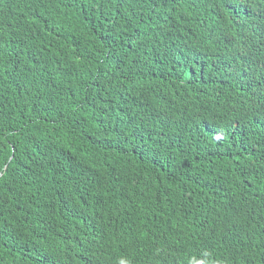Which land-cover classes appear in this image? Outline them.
<instances>
[{
	"label": "trees",
	"instance_id": "1",
	"mask_svg": "<svg viewBox=\"0 0 264 264\" xmlns=\"http://www.w3.org/2000/svg\"><path fill=\"white\" fill-rule=\"evenodd\" d=\"M0 264H264V0H0Z\"/></svg>",
	"mask_w": 264,
	"mask_h": 264
}]
</instances>
